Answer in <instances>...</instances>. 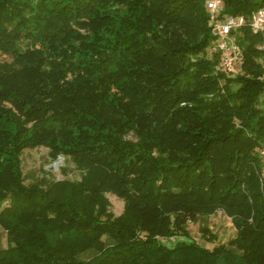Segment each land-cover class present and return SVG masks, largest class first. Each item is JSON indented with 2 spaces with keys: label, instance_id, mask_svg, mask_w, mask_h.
I'll use <instances>...</instances> for the list:
<instances>
[{
  "label": "trees",
  "instance_id": "trees-1",
  "mask_svg": "<svg viewBox=\"0 0 264 264\" xmlns=\"http://www.w3.org/2000/svg\"><path fill=\"white\" fill-rule=\"evenodd\" d=\"M236 34L230 78L207 55L203 0H0V264H264L263 40ZM37 148L80 180L26 185ZM216 212L234 238L191 240L188 223Z\"/></svg>",
  "mask_w": 264,
  "mask_h": 264
},
{
  "label": "rangeland",
  "instance_id": "rangeland-1",
  "mask_svg": "<svg viewBox=\"0 0 264 264\" xmlns=\"http://www.w3.org/2000/svg\"><path fill=\"white\" fill-rule=\"evenodd\" d=\"M21 169L26 185L43 177L53 182L80 180V173L70 159L60 156L53 160L45 148L24 151L21 157ZM104 197L109 205L108 211L114 217H118L123 211V201L112 193H105ZM201 228H207L209 233L216 237L214 243H208L201 237ZM187 229L191 240L209 248L218 244H226L235 236V229L230 219L222 212H216L208 218L199 219L197 223H188ZM176 241V239H170L165 244L171 246ZM2 245L5 246L4 234Z\"/></svg>",
  "mask_w": 264,
  "mask_h": 264
},
{
  "label": "built area",
  "instance_id": "built-area-1",
  "mask_svg": "<svg viewBox=\"0 0 264 264\" xmlns=\"http://www.w3.org/2000/svg\"><path fill=\"white\" fill-rule=\"evenodd\" d=\"M207 15V26L213 40L207 50L209 57L218 58L216 74H224L233 78L242 74L243 53L237 43V32L248 27L252 34L262 37V44L257 49L261 52L260 63L264 67V7L258 8L250 17L222 15L223 0H203ZM258 155L261 159L259 182L264 192V147Z\"/></svg>",
  "mask_w": 264,
  "mask_h": 264
}]
</instances>
